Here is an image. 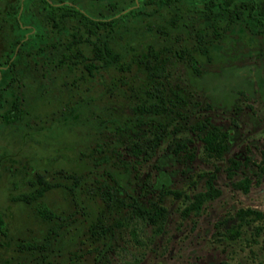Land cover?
<instances>
[{"label": "rangeland", "instance_id": "374dc122", "mask_svg": "<svg viewBox=\"0 0 264 264\" xmlns=\"http://www.w3.org/2000/svg\"><path fill=\"white\" fill-rule=\"evenodd\" d=\"M48 1L113 18L108 32L95 31L118 59L103 65L92 58L86 39L94 36L78 15L64 16L42 0H0V264H264L260 220L229 232L237 208L264 209V25L244 11L213 38L225 22V0ZM196 29L211 39L205 52ZM149 46H165L170 59L163 77L167 109L157 113L141 108L153 100L144 93ZM182 47L198 71L177 58ZM86 63H93L91 72ZM175 87L184 101L174 100ZM16 96L21 114L8 121ZM204 116L227 132L220 158L206 156L189 129ZM157 123L164 129L154 154L124 166L122 160L133 159L131 142L150 138ZM183 137L186 146L176 150ZM69 174L80 175L74 185ZM208 177L219 193L198 211L186 210ZM242 177L250 179L246 191L235 184ZM40 178L51 184L41 196L16 198ZM104 183L120 201L104 204ZM132 198L144 207L162 204L161 223L140 218L128 205ZM40 202L58 217L42 218ZM94 222L104 226L96 238Z\"/></svg>", "mask_w": 264, "mask_h": 264}, {"label": "trees", "instance_id": "16d2710c", "mask_svg": "<svg viewBox=\"0 0 264 264\" xmlns=\"http://www.w3.org/2000/svg\"><path fill=\"white\" fill-rule=\"evenodd\" d=\"M45 2L50 8L60 9L62 15L64 16H76L82 18V23L84 24V28L87 34H92L94 38L90 39L87 37L86 40L89 41L91 45V56L92 58L100 60V63L103 65L108 64L110 61H117L118 54L112 50V48L102 40L101 36L96 33L95 29L100 26H105L107 28V32L111 29L113 24V18L99 19L90 17L87 13L79 9L78 7L71 4H60L55 5L48 0H42ZM171 0H158V3H166ZM225 12V22L222 25L220 30L213 29V38L219 37L223 30H225L230 23H232L235 19H238L243 16V12L246 11L247 14L252 18L259 21L264 25V5L260 2L254 0H225V5L223 7ZM179 14H175L171 18V22L174 23ZM264 28V27H263ZM161 30V29H159ZM73 35L75 33H72ZM195 37L198 42V49L200 52L206 51L205 42L210 41L206 37V32L203 29L195 30ZM166 48L162 46L161 48L154 49L149 46L147 48L146 53L148 57L142 61V65L146 70V81L144 84V93L147 97L153 98V100L147 104H143L141 108L145 111L151 112H161L167 109V102L165 99V88L163 84V77L166 75V69L169 64V57L167 54L162 53V49ZM176 56L179 59H184L188 65L194 70L198 71L197 61L193 55H191L189 49L187 47H182L176 51ZM91 66H94L93 63H86L85 67L88 72H91ZM172 94L174 100L176 101H184L185 95L183 89L181 87H175L172 89ZM173 103V101H170ZM21 114V102L19 97H15L10 104L7 120L14 121ZM159 130H154L150 138L143 140H133L129 145L128 153L133 157L132 160H122L124 162V166H128L127 163L132 164L131 162H142L148 160L154 154V148L158 144L159 140L162 137V129H164V125L162 123H157ZM189 129L193 132L198 133V138L201 141L202 150L206 156L213 158H220L223 151L226 148L227 141V132L222 130L217 125L213 124L208 116H204L202 118H197L189 125ZM187 138L183 137L178 140L176 143V150L180 148H184L187 143ZM107 156H103L101 160H106ZM230 164L234 167L240 163L238 159L231 158L229 160ZM264 162V152H262L261 163ZM133 166V165H132ZM259 168L262 169V165L258 164ZM231 167L228 166L226 168V174L229 176L232 171H230ZM72 178V185L77 183L80 178L78 174H69ZM230 177V176H229ZM40 184L33 190L20 193L16 195V198L24 200L26 202H30L37 197L41 196L50 186L51 184L43 178L38 179ZM250 183V179L248 177H242L238 181H236V186L246 191L248 189ZM147 184V182H146ZM207 187L204 190L197 191L193 194L191 200L188 202L186 206V210L198 211L201 203L213 196H216L219 193V189L215 187L212 183V178L208 177L206 179ZM71 188V186H69ZM104 204L106 206H110L113 202L120 201V198L114 193L111 189L110 185L104 183L100 187L99 192ZM128 205L131 210L136 212V214L146 220L147 222L153 225H159L161 220L165 214V208L162 204L151 201L148 207L140 206L136 202L134 198H132ZM38 214L44 219H52L58 217V215L51 210L44 202H40L37 205ZM235 216L237 218V224L230 227L229 232H233L237 234L239 232V225L242 222L260 220L264 225V209L259 210L251 207H239L235 211ZM58 225L50 226L48 228L49 233H53L57 230ZM3 219L0 215V232H3ZM91 234H94V237H98L101 233L104 232V226L98 222H94L90 227ZM23 246L26 248L34 247V243H23ZM232 264H241L239 262H235Z\"/></svg>", "mask_w": 264, "mask_h": 264}]
</instances>
